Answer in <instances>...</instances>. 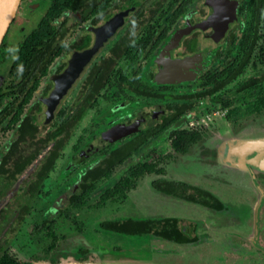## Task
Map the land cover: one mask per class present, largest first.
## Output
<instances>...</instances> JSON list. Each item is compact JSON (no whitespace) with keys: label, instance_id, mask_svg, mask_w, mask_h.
Masks as SVG:
<instances>
[{"label":"rangeland","instance_id":"obj_1","mask_svg":"<svg viewBox=\"0 0 264 264\" xmlns=\"http://www.w3.org/2000/svg\"><path fill=\"white\" fill-rule=\"evenodd\" d=\"M208 2L209 0H195L180 25L184 26L187 18L193 21L200 19L208 12ZM238 2L239 5H245L246 0H238ZM48 4L49 0H21L5 34L6 42L16 47L23 32L37 24ZM64 16L66 13L56 22L59 23ZM246 20L247 14L238 15L231 24L236 37L234 45L229 42L230 31L218 45L207 46L206 43L203 45L202 49L206 54L199 55L197 60L204 58L202 70L221 68L229 50L232 55L237 53L239 38L245 28ZM81 25L85 26V23ZM80 26H77L74 35L67 39V43L73 41ZM177 31L176 28L150 57L139 60L143 69L141 75L143 82L152 86L158 85L159 82L153 74L159 67L160 60L164 58V52L169 50V45L173 42L172 38ZM260 34L252 60L243 73L217 93L223 98H231V105L222 107L218 102L211 105V97H205L197 101L195 107L188 111L190 119L200 121L197 127L209 124V129L202 128L205 139L194 144L186 154L182 155L173 151V141L168 139L167 134L149 138L130 158L115 167L109 177L100 179L96 188L90 193L85 206L71 209L73 216L67 219L59 209L63 202L62 194L76 191L81 175L105 156L107 149L99 148L103 142H111L112 146L116 147L127 139V137L119 138L115 126L133 120L142 111L148 110L153 102L159 101L162 104L167 101V99L158 101L148 99L131 92L125 96H114L112 99L100 98L93 108L87 110L56 160L54 169L45 180L44 194L28 202L23 195L26 184L33 174L31 167L21 174L16 183L3 190V194L0 195L2 199L0 242L7 239V248L10 252L21 262L28 264H77L70 253L80 246L88 249L85 264H258V260L264 261V250L257 248L252 241L253 214L259 197L254 186L245 179L246 173L254 167L252 164L246 165L244 157L246 143L252 137L264 135V108L257 111L260 100L264 98V82L245 91L237 90L243 82L264 71V66L258 63L261 56L259 48L264 46V28L260 29ZM72 52L73 50H68L54 59L48 74L41 79L39 90L28 104L27 109L41 106L39 113L41 120L45 116L46 96L39 99L40 92L46 87L48 92L51 91L52 75L66 67ZM130 63L129 60L120 62L121 67L128 74L137 66L138 61L134 64ZM199 81V79L182 80L170 83L173 85L165 92L182 102L184 98L181 96L194 94L199 90ZM75 89L74 83L61 103L69 104L74 97ZM113 92L114 89L108 88L103 90L102 94L112 96ZM207 113L215 115L209 120L204 116ZM176 124L177 126L169 128V130H178L176 137L189 129L185 117ZM14 136L12 130L0 134V154ZM90 144L95 146L91 147ZM154 162H158V167L164 169L162 174L142 175L137 180L136 187L128 191L125 197L115 196L106 200L101 198L104 191L112 187L129 167L147 166ZM158 177L214 188L221 198L233 202L240 203L241 198L242 202L244 201V208L248 209V215L244 217L248 218L249 226L234 228L230 226L231 221H224L222 213H212L202 206L155 190L151 182ZM256 178L264 191V172H256ZM24 202L30 205V209L24 214L23 222L19 223L18 206ZM261 215L264 220V206ZM159 216L180 217L181 222L189 223V226L194 223L198 241L193 244H175L151 235H126L99 229V223L106 219ZM52 219L56 220L53 228L57 238L56 246L45 254L44 250L52 240L45 225ZM44 220L48 222L42 224L41 221ZM52 254H55L53 262L50 259Z\"/></svg>","mask_w":264,"mask_h":264},{"label":"trees","instance_id":"obj_2","mask_svg":"<svg viewBox=\"0 0 264 264\" xmlns=\"http://www.w3.org/2000/svg\"><path fill=\"white\" fill-rule=\"evenodd\" d=\"M113 2L116 9L127 11L126 27L121 29V34L115 43L106 47L105 53L91 63L72 101L69 104H60L51 121L47 124L42 123L40 130L37 131L36 115L30 116V119L29 117L21 119V114L37 90L40 79L47 74L49 64L67 47L66 38L74 33V23L70 22V17L76 20V14H79L82 21L90 20L92 24H96L110 17L112 12L108 11V8ZM192 2L193 0H50L37 24L23 33L18 41L7 79L0 88V107L6 101L0 112L1 121L8 117L2 129L16 127L18 134V137L11 143L2 165L3 169L1 168L5 179L8 182L14 181L32 159L44 153V161L29 184L27 195L34 198L39 194H44L43 181L48 176V172L54 168L56 159L77 123L81 121L88 109L98 103L100 98H110L102 94L103 90L117 87L116 96L123 94L126 88L146 96L156 95L157 89L139 81L141 74L139 65L132 70L130 75H127L119 66V62L121 59H127L133 64L140 55L142 58L149 57L165 39L176 19L187 10ZM64 12L70 15L57 24L56 20ZM244 14H247V20L239 38L237 53L232 55L229 50L221 68L209 69L200 75L199 90L194 94L184 96L188 103L169 102L165 105L166 113L162 115V120L150 129L141 131L114 148L111 143H108L105 156L82 174L77 190L65 192L64 204L60 208V213L65 218L70 219L73 216L71 209H80L85 206L90 193L96 188L100 179L109 177L115 167L121 165L146 143L148 137L166 133L173 123L178 122L182 115L195 107L197 101L211 97V105L217 102L222 107L231 105V98H223L217 93L242 74L252 60L257 42L261 37L260 29L264 28V0H246L245 5H240L238 12V15ZM84 31L82 37L73 44L78 49L86 48L92 42L90 30L85 29ZM229 31V42L234 45L236 37L231 28ZM194 49L195 46L192 45L191 50ZM259 50L261 56L258 63L264 66V46H260ZM11 54V47L7 45L4 38L0 44V66L10 59ZM263 82L264 71L243 82L237 90L245 91ZM161 89L165 90L166 86H161ZM262 108H264V98L260 100L257 111L259 112ZM17 124L20 125L17 126ZM176 134L177 130L167 131V137L173 141L172 149L178 154L186 153L192 145L203 139V134L198 131H188L179 137H176ZM163 171L162 167H158V162L147 166H131L112 187L104 191L101 198L106 200L115 196L125 197L128 191L136 187L137 180L142 175L159 174ZM151 183L155 190L178 198L209 207H221L218 199L211 193L188 182L156 178ZM22 215L19 223L24 220ZM46 222L48 221H41L42 224ZM55 223L56 220L52 219L49 220V224L45 225L48 235L52 236L51 243L44 250L45 254L56 246L57 238L53 232ZM99 229L126 235H151L177 243H190L197 240L196 236L189 235L183 228L181 219L178 217L106 219L99 223ZM70 254L75 259L83 260L87 258L88 249L80 246ZM54 257L55 254H52L50 258L52 262L55 260ZM0 264L28 263L21 262L8 248L1 245Z\"/></svg>","mask_w":264,"mask_h":264},{"label":"flooded vegetation","instance_id":"obj_3","mask_svg":"<svg viewBox=\"0 0 264 264\" xmlns=\"http://www.w3.org/2000/svg\"><path fill=\"white\" fill-rule=\"evenodd\" d=\"M194 1L195 0H193V2L188 6V8H187V10L182 14V15H180L177 19H176V21L174 22V24L171 26V28H170V30L168 31V33H167V36L165 37V39H163L162 41H161V43L154 49V51L149 55V57L155 52V51H157L160 47H161V45L168 39V37H169V35L177 28L178 29V31H177V34L175 35V36H173V42L171 43V45H169L170 47H169V50H166L165 52H164V58L163 59H161L160 60V64H159V67L157 68V70L155 71V73L153 74V77H155L156 79H157V81L159 82L158 83V85L157 86H152V85H150L149 83H145V82H143L142 80H141V75H142V72H143V69L141 68V74H140V76H139V81L140 82H142V83H144V84H147V85H149V86H151V87H154L155 89H157L158 91H157V93H156V95H152V96H146V95H144V94H139V93H137L136 91H134V90H131L130 88H126V91L123 93V94H119L118 96H116V94H115V92L117 91V87H110V89H114V92H113V95L112 96H110L109 95V97H110V99H112V98H114V96L115 97H120V96H125V95H128V93L129 92H131V93H133L134 95H136V96H144L145 98H148V99H153V100H159V99H167V101L166 102H164V103H162V104H160L159 103V101H158V103L157 102H153V103H151L150 104V106H149V109L148 110H144V111H142V113L139 115V116H137L136 118H134L133 120H131V121H129V122H127V123H120V124H124V125H128V124H130L131 122H133L134 120H136L137 118H139V117H141L142 115H145V114H149L150 112H152V110L154 109L156 112H157V115H156V119L153 121V122H151L150 123V125L147 127V128H145V129H142V130H140V131H137V132H134V133H132V134H129V135H125V136H120L119 135V133H118V136H119V138H126L127 137V139H125V140H123V141H121L118 145H120V144H122V143H124L125 141H128V140H130L131 138H133L135 135H137V134H139L141 131H145V130H148V129H150L153 125H155L156 123H158V122H160L161 120H162V115L163 114H165L166 113V111H165V105L167 104V103H169V102H175V103H178V104H186V103H188L187 102V98L186 97H182L181 96V98H184V101H182V102H179L178 100H176L175 98H174V96H172L170 93H167V92H165V91H167L168 89H169V87L171 86V85H173V84H170V83H175V82H179V81H182V80H197V79H199V77H200V75L203 73V72H205V71H207V70H202V60H204V58L202 59V60H199V61H197L198 60V58H196V59H194L195 57H196V55H197V57H199V55H205L206 53L204 52V49H202L203 48V45L206 43L207 44V46H210V45H213L210 41H208V40H205V39H203L202 38V31L199 29V27L197 26V24L198 23H200L201 21H203L205 18H207L209 15H210V13L212 12V9H211V3H212V0H209V2H208V12L207 13H204V15L200 18V19H198V20H196V21H193V20H190L189 18H187V20L185 21V25L184 26H181L180 24L182 23L181 22V20L183 19V18H186L185 16H187L188 15V9L189 8H191L192 7V5L194 4ZM237 1V5H236V17L234 18V20L233 21H235V19L238 17V12H239V7H240V5H239V2H238V0H236ZM115 2H117V1H115ZM49 3H50V0H49ZM49 5V4H48ZM48 7V6H47ZM47 9V8H46ZM46 11V10H45ZM108 11H111L112 13H111V15H110V17L108 18V19H106V20H100V21H98L96 24H92L91 23V21L90 20H86V21H82L81 20V17H80V15L79 14H76V20L75 19H73L72 17H70V22H72V23H74V33H75V31H76V29L81 25V24H84L85 23V26H80V28H79V32H78V34L74 37V39H73V41L71 42V43H67V39L68 38H70V37H72L73 35H74V33L71 35V36H69V37H67L66 38V48L63 50V52L60 54V55H62L63 53H65V52H67L68 50H73V52H72V54L74 53V52H76V51H82V50H84V49H87V48H89V47H91L92 45H93V43H94V40H95V33L93 32V28H97V27H99V26H101L102 24H104L107 20H109L110 18H112L113 16H115L116 14H118V13H120V12H125V14L122 16V23L115 29V31L111 34V36H110V38H109V41L107 42V44L106 45H104V46H102V47H100L99 49H98V51L90 58V60L86 63V65L83 67V69L80 71V73H79V75H78V77H76V79L73 81V83L70 85V87L66 90V93H67V91L71 88V86L75 83V86H76V89H75V94H76V92H77V90L80 88V86H81V81H82V78H83V76H84V74L86 73V71L88 70V68L90 67V65H91V63L96 59V58H98L99 56H101V55H103L104 53H105V49H106V47H108V46H110V45H113L114 43H115V41L119 38V35L121 34V29L122 28H124V27H126V23H127V21H126V17H127V15H128V13H127V11L126 10H121V9H116V6H115V4H114V2H113V4L108 8ZM64 13H66V16H64L63 17V19L64 18H66L67 16H69L70 15V13H68V12H64ZM63 13V14H64ZM44 14V13H43ZM62 14V15H63ZM62 17V16H61ZM60 17V18H61ZM41 18V17H40ZM59 18V19H60ZM63 19L59 22V23H61L62 21H63ZM72 19V20H71ZM58 20V19H57ZM56 20V21H57ZM233 21H231L229 24H228V27H227V29L225 30V32H224V35H223V37L222 38H220V40L217 42V44L216 45H218L220 42H221V40H223V38L225 37V35L226 34H228L229 33V30H230V28H231V24L233 23ZM57 23V22H56ZM59 23H57V24H59ZM80 24V25H79ZM180 25V26H179ZM78 26V27H77ZM180 27H183V28H180ZM90 30V32L92 33V42H91V44L88 46V47H86V48H83V49H78L77 47H76V45H73V44H75L81 37H82V35L84 34V30ZM180 29H184L183 31H181ZM30 30V29H29ZM24 33V32H23ZM23 35V34H22ZM177 37V38H176ZM4 38H5V36H4ZM21 39V38H20ZM19 39V40H20ZM7 45L8 46H10L11 47V51H12V54L10 55V59H8L6 62H4L1 66H0V88L1 87H3V85H4V83H5V81H6V79H7V74H8V71H9V66H10V63H11V60H12V58L14 57V54H15V52H16V47H17V45H16V47H14V46H12V45H9L8 43H7ZM192 45H194L195 46V49L194 50H191V46ZM214 46V45H213ZM205 48V47H204ZM173 51H175V52H173ZM72 54H71V56H72ZM59 55V56H60ZM59 56H57V57H59ZM71 56H70V58H71ZM57 57H55V58H57ZM192 57V60H187V63L180 69V70H178L177 69V72H181L183 75H184V79H182V80H175L174 82H161V80L162 79H165V80H167V79H171V78H173V76L171 75V74H174L175 73V71H176V65H174V64H170V66H169V68H167V70H166V75H163V76H161V80H159L158 78H157V73H158V71L163 67V61L164 60H166L167 58H169V59H172V60H177V59H184V58H191ZM54 58V59H55ZM69 58V59H70ZM148 58V57H147ZM147 58H142V56L140 55V56H138V59L135 61V62H137L138 61V64H137V66L136 67H138V65L140 66V64H139V60L140 59H147ZM54 59L52 60V62L54 61ZM69 59H68V61H69ZM121 60H127V59H121ZM121 60H120V62H121ZM68 61H67V65H68ZM52 62L49 64V66H48V70H49V67H50V65L52 64ZM120 62H119V66L121 67V65H120ZM134 62V63H135ZM133 63V64H134ZM131 64V63H130ZM67 65H66V67H67ZM65 67V68H66ZM135 67V68H136ZM141 67V66H140ZM65 68L62 70V71H60L59 73H57V74H60V73H62L64 70H65ZM122 68V67H121ZM123 69V68H122ZM48 70H47V74H48ZM124 70V69H123ZM133 70V69H132ZM202 70V71H201ZM125 71V70H124ZM201 71V72H200ZM125 73L127 74V75H130L131 73H132V71L128 74L126 71H125ZM46 74V75H47ZM45 75V76H46ZM54 75H56V74H53L52 75V89H53V87H54V81H53V76ZM45 76H43V77H45ZM42 77V78H43ZM41 78V79H42ZM41 79H40V83H39V86L37 87V90L34 92V94L39 90V88H40V86H41ZM170 84V85H169ZM163 85H165L166 86V89L165 90H162L161 89V86H163ZM47 88L48 87H46V88H44L41 92H40V95H39V99H42L44 96H46V98L48 97V95L50 94V92L52 91V89H51V91H49L48 92V90H47ZM108 89V88H107ZM45 92H46V94H45ZM66 93L62 96V98L60 99V101H59V103L57 104V106H56V108L54 109V112H53V116H54V113L56 112V110H57V108L60 106V104H63V103H61V101H62V99L64 98V96L66 95ZM34 94H33V97H34ZM75 94H74V96H75ZM32 97V98H33ZM32 98H31V100H32ZM45 98V99H46ZM74 98V97H73ZM186 98V99H185ZM45 99H44V101H45ZM169 99H172V100H169ZM9 100V99H8ZM30 100V101H31ZM5 103H6V101L3 103V106H1L0 107V112L2 111V107H4V105H5ZM30 103V102H29ZM28 103V104H29ZM28 104H27V106L25 107V109H24V111H23V113L21 114V119H24V118H26V117H29V119H30V116L32 117V115H36V123H37V125H38V128H37V131H39L40 130V127L42 126V123L44 124H47V123H49L50 121H51V119L53 118V116H52V118L49 120V121H47L46 122V120H45V118H46V114H45V116H44V119L43 120H41L40 118H39V113L41 112V106H39V105H37L36 107H34V108H29V109H27V107H28ZM38 104V103H37ZM44 105H45V102H44ZM160 107V108H159ZM40 108V109H39ZM192 110V109H191ZM190 111V110H189ZM45 113H46V105H45ZM215 114L214 113H207V114H205L204 116H205V118H206V116H208L209 117V120L211 119V117L212 116H214ZM203 116V117H204ZM183 117H185V118H187V124H188V126H189V129L188 130H186V132H188V131H198V132H200V133H202L203 134V139H205L204 137H205V135H204V133H203V129L202 128H208L209 127V124H206V125H204L203 127H197L196 125H199V123H200V121L199 120H194V119H190L189 118V113H188V111H187V113L185 114V115H182L181 116V118L179 119V120H181ZM202 117V118H203ZM83 119V118H82ZM81 119V120H82ZM2 120V116L0 115V134H2V133H4V132H6V131H9V130H12L13 132H14V138L10 141V143L8 144V146H7V148L2 152V154H0V180H1V182H2V187L0 188V195L1 194H3V190L4 189H7L8 187H10V185L11 184H13V183H16L18 180H19V178H20V176H21V174L22 173H24L27 169H29L30 167H31V169H33V174L30 176V178H29V181L27 182V184H26V189H25V192L23 193V195H24V197L26 198V200H27V202L28 201H31V200H34L37 196H39V195H41V194H39V195H37L36 197H34V198H30L28 195H27V189H28V187H29V184L32 182V180H33V178H34V176H35V174H36V171H37V169H38V167L40 166V164L44 161L43 160V156H44V153H41V154H39L37 157H35L34 159H32V161L29 163V165L22 171V172H20L17 176H16V179L14 180V181H12V182H8L6 179H5V176L1 173L2 172V165H3V163H4V160H5V157H6V154H7V152L10 150V145H11V143L18 137V134H17V128L15 127V128H8V129H2V125L6 122V121H8V117L7 118H5L3 121H1ZM81 122V121H80ZM80 122H78L77 123V125L80 123ZM179 122V121H178ZM192 122H195V125H192ZM177 123V122H176ZM176 123H173L171 126H177V124ZM120 124H117V125H120ZM20 124H17V126H19ZM77 125L75 126V128H74V130L76 129V127H77ZM116 125V126H117ZM116 126H115V130H116ZM170 128V127H169ZM169 128L167 129V131L169 130ZM177 129V128H176ZM209 129V128H208ZM74 130H73V132H74ZM167 131H166V133L165 132H163V133H160V134H167ZM73 132H72V134H73ZM185 132V133H186ZM185 133H183V134H185ZM71 134V135H72ZM159 134V135H160ZM177 134H178V130H177ZM176 134V135H177ZM183 134H181V135H183ZM71 135H70V137H71ZM159 135H157V136H159ZM180 135V136H181ZM157 136H153V137H157ZM69 137V138H70ZM179 137V136H178ZM149 138H151V137H148V139ZM147 139V140H148ZM169 139V138H168ZM202 139V140H203ZM69 140V139H68ZM201 140V141H202ZM201 141H199L198 143H200ZM68 142V141H67ZM108 143H111V142H108ZM108 143H106V142H103L102 144H101V146L99 147V148H105V149H107V147H106V145L108 144ZM67 144V143H66ZM65 144V145H66ZM112 144V143H111ZM197 144V143H196ZM65 145H64V147H65ZM90 146L91 147H94L95 145H93V144H90ZM193 146V145H192ZM191 146V147H192ZM63 147V148H64ZM77 147V146H76ZM190 147V148H191ZM97 148V147H96ZM112 148H114L113 146H112ZM63 150V149H62ZM189 151V150H188ZM187 151V152H188ZM62 152V151H61ZM186 152V153H187ZM186 153H184V154H186ZM184 154H182V155H184ZM60 155H61V153H60ZM59 155V156H60ZM130 158V157H129ZM58 159V158H57ZM56 159V160H57ZM55 164H56V162H55ZM54 167H55V165H54ZM2 168V169H1ZM54 169V168H53ZM52 169V170H53ZM51 170V171H52ZM51 171H49L48 172V176L46 177V179H48L49 178V174H50V172ZM164 172V171H163ZM162 172V173H163ZM162 173H159V174H162ZM157 174V173H156ZM82 176V175H81ZM158 178H164V179H167V180H178V179H169V178H166V177H158ZM45 179V180H46ZM80 179H81V177H80ZM80 179H79V181H80ZM156 179V178H155ZM45 180L43 181V191H44V185H45ZM154 180V179H153ZM185 182H187V181H185ZM79 183V182H78ZM188 183H190V184H193V185H196V186H199V187H201L202 189H204V190H206V191H208L209 193H211L215 198H217L218 199V201L220 202V206L221 207H209V206H205V205H202V204H200V203H196V202H192V201H188V200H184V199H182V200H184V201H188V202H192V203H194V204H197V205H199V206H202V207H204V209H206V210H210L212 213H215V214H217V213H222L223 214V217H224V221H231L232 223H231V225L230 226H232V227H234V228H237V227H240V226H249V224H248V218H246V217H244V216H246V215H248V209H246V208H244V201L242 202V199L240 198V203L238 204L237 202H233L232 200H226V199H224V198H221L217 193H216V191H215V189L214 188H206V187H203V186H201V185H198V184H195V183H193V182H188ZM158 191V190H157ZM159 192H161V191H159ZM45 193V192H44ZM161 193H163V194H167V193H164V192H161ZM64 194V195H63ZM62 194V197H63V202H62V205L64 204V196H65V193H63ZM167 195H170V196H172V197H175V198H178V197H176V196H173V195H171V194H167ZM178 199H181V198H178ZM264 199V198H263ZM2 202V199H0V203ZM27 202H24L22 205H20V206H18L19 207V213H18V216H17V220L19 221L20 219V216L22 215V216H24V214H26V213H24V212H29V209H30V205L27 203ZM62 205L60 206V208L62 207ZM263 206H264V204L262 205V203H261V205H260V207H259V209H258V221H259V223H258V236H257V239H258V243L261 245V246H263L264 245V220H263V218H262V215H261V213H262V210H263ZM28 207V208H27ZM27 208V209H26ZM59 208V209H60ZM254 214H255V210H254ZM254 214H253V216H254ZM159 217H176V216H159ZM178 218H180V217H178ZM181 219V218H180ZM221 219V218H220ZM23 222V221H22ZM225 223V222H224ZM189 224V223H188ZM188 224H185V223H182L181 222V225L183 226V228L185 229V230H187V232H188V234L189 235H191V236H196L197 237V240H195V241H192V242H190V243H177V242H174V241H171V240H167V239H164V238H162V239H164V240H167V241H171V242H173V243H175V244H193V243H195V242H197L198 241V235L196 234V225L193 223V224H191L190 226L188 225ZM156 237V236H155ZM159 238H161V237H159ZM7 243H8V241H7V239H5L3 242H0V246L1 245H4L6 248L8 247V245H7ZM257 248H259L260 250H264L263 248H261V247H258V246H256ZM258 262V264H264V261L263 260H258L257 261Z\"/></svg>","mask_w":264,"mask_h":264},{"label":"water","instance_id":"obj_4","mask_svg":"<svg viewBox=\"0 0 264 264\" xmlns=\"http://www.w3.org/2000/svg\"><path fill=\"white\" fill-rule=\"evenodd\" d=\"M21 0H0V44L4 39L7 29L15 16L17 8ZM236 0H212L210 15L203 21L197 24L199 29L202 31V38L210 41L214 46L220 38L223 37L228 24L234 20L236 17ZM125 12H120L107 20L104 24L97 28H93L95 33V40L91 47L84 49L82 51H76L72 54L68 61V65L65 70L53 76L54 87L48 97L45 99L46 105V122L49 121L52 116L54 109L59 103L62 96L66 93V90L70 87L73 81L78 77L80 71L90 60V58L98 51V49L107 44L111 34L115 29L122 23V16ZM177 38V37H176ZM203 56V55H202ZM198 58L197 55L194 59ZM187 60H192L191 58L172 60L167 58L163 61V67L158 71L157 78L161 80V76L166 75V70L169 68L170 64L176 65V71L171 74L173 78L162 79L161 82H174L175 80L184 79V75L180 70L186 63ZM160 108V107H159ZM157 112L153 109L149 114L142 115L128 125L120 124L116 126V131L120 136H125L132 134L134 132L140 131L147 128L151 122L156 119ZM94 145V144H93ZM99 149V148H97ZM245 151V164H252L254 169L249 170L246 173V181H249L258 192V201L255 206L254 214V226H253V243L264 249L258 243V209L264 198L263 188L257 181L256 172H264V135H257L252 137L244 148ZM247 157V158H246ZM77 264H85L86 261L75 259Z\"/></svg>","mask_w":264,"mask_h":264},{"label":"built area","instance_id":"obj_5","mask_svg":"<svg viewBox=\"0 0 264 264\" xmlns=\"http://www.w3.org/2000/svg\"><path fill=\"white\" fill-rule=\"evenodd\" d=\"M206 118H208V119H209V117H208V116H206ZM192 125H195V122H192Z\"/></svg>","mask_w":264,"mask_h":264}]
</instances>
